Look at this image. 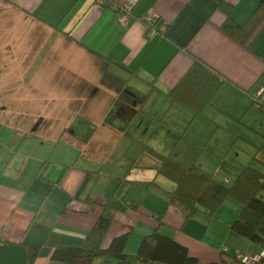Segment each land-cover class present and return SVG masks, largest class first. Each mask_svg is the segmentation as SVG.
<instances>
[{
	"label": "crops",
	"instance_id": "0c3cea01",
	"mask_svg": "<svg viewBox=\"0 0 264 264\" xmlns=\"http://www.w3.org/2000/svg\"><path fill=\"white\" fill-rule=\"evenodd\" d=\"M114 1L130 5L127 25L95 0H0V78L9 71L21 102L39 106L25 111L23 128L0 111V264H31L27 245L40 247L33 264H68L53 252L84 245L105 206L114 219L102 248L128 233L125 251L136 254L157 231L197 264H231L238 252L258 251L232 230L239 201L227 198L213 217H188L171 205L176 184L158 175L148 148L227 185L247 166L264 172L257 103L264 102V20L242 43L223 30L228 15L217 0ZM225 2L244 25L262 0ZM150 12L155 20L147 23ZM30 35L42 40L36 51ZM17 54L32 55L33 65L10 62ZM196 60L225 79L197 115L169 95ZM54 69L63 73L52 78Z\"/></svg>",
	"mask_w": 264,
	"mask_h": 264
},
{
	"label": "trees",
	"instance_id": "16d2710c",
	"mask_svg": "<svg viewBox=\"0 0 264 264\" xmlns=\"http://www.w3.org/2000/svg\"><path fill=\"white\" fill-rule=\"evenodd\" d=\"M217 1L218 7L228 15L222 26L223 30L236 40L246 43L264 20V0L244 25L235 23L230 18L231 7L225 0ZM224 83L225 79L216 71L206 63L196 60L171 89L169 95L173 103H180L197 115L206 106L214 104V99ZM259 108L264 110V104L259 105ZM148 149L158 160V175L176 184V188L170 194L171 205L188 217L201 212L213 217L227 198H233L243 205V210L233 223L232 230L248 238L259 248H264V199L262 198L264 172L261 169L247 166L239 170L237 178L231 185H227L211 175L198 171L196 165L184 168L172 161L169 156ZM113 219V208L105 206L85 244L81 247H58L53 252V258L68 264L93 257H101L106 261L115 260L119 264H197L198 260L189 254L186 247L157 231L144 238L136 254H128L125 251L128 233L115 237L108 248H102V239ZM39 251V246H26L27 257L31 264L35 263Z\"/></svg>",
	"mask_w": 264,
	"mask_h": 264
},
{
	"label": "rangeland",
	"instance_id": "374dc122",
	"mask_svg": "<svg viewBox=\"0 0 264 264\" xmlns=\"http://www.w3.org/2000/svg\"><path fill=\"white\" fill-rule=\"evenodd\" d=\"M27 42H29L30 48L35 49V51L37 49H39V46L42 45V40L41 39H35V37H32V35H30L27 39H25ZM40 41H41V45H40ZM32 49V50H33ZM52 58L54 56H51ZM31 59H33V56H30V60L29 58H27L26 56H20L18 57V54L16 56V58L14 57V61H10L12 63H16L18 65H23V66H31L33 65V62ZM55 60L52 61V64L54 63ZM57 63V62H56ZM38 62H36L37 65ZM47 65V64H44ZM10 72H4L3 76L0 78V111L2 113V115L4 117H6V119H8L9 121H13L14 123H16L15 125L18 127H22V123H23V116L26 114L25 111L30 110L29 113L32 114V112L37 113V111H39V106L38 104H34V105H26L25 103L21 102V95H22V87L19 86H10V81L8 76L6 77V74H9ZM17 74H20L21 72H16ZM62 74L63 72L54 69L51 74H54L52 76V78L56 77L59 74ZM62 78V77H61ZM63 79V78H62ZM68 82H70V80L72 79L71 76L66 78ZM56 80V78L54 79ZM7 81L9 83H7ZM66 81H59L58 83H63ZM67 90V88H65ZM70 90L68 91V95H72L74 94V92L77 90V88L72 87L69 88ZM5 106L6 109L4 110V112H2L1 109H3L2 107ZM25 117V116H24ZM30 123L31 124V119L29 121H27V124ZM26 126V125H25ZM24 126V127H25ZM23 128V127H22Z\"/></svg>",
	"mask_w": 264,
	"mask_h": 264
},
{
	"label": "built area",
	"instance_id": "2783aa9c",
	"mask_svg": "<svg viewBox=\"0 0 264 264\" xmlns=\"http://www.w3.org/2000/svg\"><path fill=\"white\" fill-rule=\"evenodd\" d=\"M95 7L103 8L109 5L111 8L119 13L120 22L123 25H127L130 18V5L129 4H117L114 0H95ZM143 20L147 23H152L155 20L153 13H147L143 16ZM166 25L161 26V31H165ZM155 32H152V35ZM261 98L264 100V90L261 92ZM259 99V98H258ZM258 106L264 104L263 101H257ZM231 264H264V248H260L258 251L250 252H238L235 255V259Z\"/></svg>",
	"mask_w": 264,
	"mask_h": 264
}]
</instances>
